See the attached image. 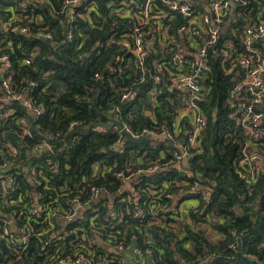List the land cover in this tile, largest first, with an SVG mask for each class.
<instances>
[{"label":"trees","instance_id":"16d2710c","mask_svg":"<svg viewBox=\"0 0 264 264\" xmlns=\"http://www.w3.org/2000/svg\"><path fill=\"white\" fill-rule=\"evenodd\" d=\"M21 1L26 0H0V19L24 14L18 7ZM122 1L93 0L95 9L88 19L70 21L59 12L64 0H39L29 6V34L0 32L11 61L8 73L14 93L28 95L36 106L44 108L36 115L20 98L6 99L5 93H0V164L7 163L0 170V179H14L13 184L0 185V219L14 215L21 228L13 238L0 240V264L16 260L21 249L22 264H57L60 257H74L79 251L91 253L98 262L106 257L107 264H122L125 252L135 247L151 250L145 254L146 264H264V178L248 183L238 173L246 135L235 122L232 95L241 79L237 59L244 48L240 36L247 22L264 20V0L235 2L233 12L224 20L220 42L207 46L210 72L203 83L208 93L200 102L207 118L202 150L181 166L170 163L173 141L151 138L136 143L118 126L108 125L106 132L93 130L96 124H109L108 114L116 105L121 109L119 118L134 132L160 125L173 129L174 117L187 101L186 91L169 87L168 71L157 68L168 62L161 47L149 53L141 80L143 70L137 67L136 58L118 43L129 25L128 18L117 13L124 6ZM117 17L120 24L114 25ZM183 23L178 16L172 27ZM228 41L234 46L232 61L224 57ZM117 56L122 58L118 63ZM156 75L161 76L160 81ZM127 90L130 95L123 99ZM22 120L29 125L30 135L24 133ZM43 140H48L52 149L32 153ZM120 140L126 145L122 153L112 148ZM261 143L264 151V139ZM156 161L162 169L133 177V201H121V196L114 204L108 199L92 201L97 210L72 219L60 235L52 237V230L46 233L47 214H29L36 196L52 210L55 207L50 200L54 199L66 210L72 208L69 201L76 197L88 206L91 186L114 194L122 184L117 172L130 175ZM36 165L42 174L31 179L30 170ZM106 167L110 169L107 172ZM183 180L190 185L181 193L172 182ZM195 183L200 185L192 193ZM204 189L210 192V203L200 214L189 211L185 218L191 221L178 218L173 211L158 217L148 212L143 220L134 214L137 206L149 208L146 199L151 190L160 191L155 196L159 203L171 205L167 193L200 197ZM5 197L9 204L3 201ZM207 229L218 232L220 238L212 240ZM24 234H29L30 241L21 246L19 237ZM50 239L42 250L44 241ZM239 239L237 249H232L230 243ZM120 245L124 250L118 249ZM206 252L211 257L203 260Z\"/></svg>","mask_w":264,"mask_h":264},{"label":"built area","instance_id":"2783aa9c","mask_svg":"<svg viewBox=\"0 0 264 264\" xmlns=\"http://www.w3.org/2000/svg\"><path fill=\"white\" fill-rule=\"evenodd\" d=\"M39 0L21 1L18 7L24 14H16L6 20L0 19V32H18L29 34L32 30V24L26 22L30 20L29 6ZM242 1L243 4H248L249 0H123L121 3L124 6L117 10L118 16L127 17L129 21L128 27L124 33L119 35L118 43L131 53L136 58L137 67L142 71V78L145 77V66L149 53L161 47L165 55L168 57V62L159 64L158 70H167L169 78V87L171 89H181L187 92L186 105L178 109L174 119V127L170 129L165 125L156 126L154 129L144 128L141 131L134 132L124 123L126 129L135 137L151 136V138H159L168 142L173 141L171 150L170 163L181 166L189 158L193 157L195 152L202 150L201 139L202 133L206 127L207 118L200 108V102L205 100L208 89L203 83L204 77L210 72L208 64L207 46L217 45L220 42V32L226 17H228L234 9V3ZM201 5L196 7L195 4ZM95 9L93 0H64L63 7L59 11L65 18L73 21L74 19H88L89 14ZM180 16L185 23L172 27V22ZM167 20V21H166ZM114 25L120 24V18H115ZM41 36H49L43 31H38ZM72 37L71 34L68 35ZM244 48V53L237 59L240 66L239 72L241 79L237 82L232 92L235 104V122L241 127L246 135V140L242 149L241 158L238 162L239 174L248 183H254L257 180L264 178V151L262 150L261 141L264 139V20L258 23L247 22L243 28V33L239 40ZM154 47L151 48V45ZM228 50L224 51V57L234 58L233 43L228 41ZM157 51V50H156ZM122 60L117 56L115 62ZM11 65L9 53L0 39V93H5V98H20L29 110L42 114L44 108L36 106L33 101L28 98V95L22 93H14L11 83V77L8 73V68ZM114 70V68H113ZM98 76V74H97ZM157 81L161 80L160 75H156ZM35 82H31L34 85ZM130 91L123 93V99H128ZM2 101V99H0ZM9 112L3 117H7ZM121 109L116 105L108 114L109 123L111 119H119ZM122 121V120H121ZM24 133L31 134L29 125L22 120ZM78 123L74 121L73 124ZM109 124H96L93 130L106 132ZM121 130V129H120ZM122 131V130H121ZM123 132V131H122ZM126 145L120 140L112 148L117 152H123ZM42 149H52V144L48 140H43L39 145L35 146L31 152L38 153ZM167 164V163H166ZM165 164V165H166ZM7 167V163L0 164V170ZM55 171L58 166L54 167ZM160 167L159 162H154L148 169H138L130 175H125L123 171L117 172L116 175L121 177L122 184L118 191L114 194H109L107 189L91 186L92 195L89 199V204L86 206L82 203L79 197L69 201L72 208L64 209L57 199L50 200V204L55 207L54 210L49 206L40 202V197L36 196V204L31 207L29 214L35 217H41L47 214L46 222L48 230L46 233L54 232L52 237L65 232L68 223L80 216L85 211L97 210L92 208V201L97 203L108 199L109 203L114 204L117 197L121 196V201H133V193L135 188L133 180L135 176L147 171L149 173L157 172ZM108 167L105 172L109 171ZM31 179L39 177L42 170L36 167L31 168ZM104 172V173H105ZM1 178V176H0ZM6 183L13 184L14 179L9 178L8 182L0 179V185L6 187ZM39 184H42L38 180ZM47 184V183H45ZM172 184L179 187L182 193L185 186L190 185V182L183 180L182 182L173 181ZM200 184L195 183L191 186L190 192L198 191ZM167 192L166 190H161ZM159 190H151L146 199L147 207H139L134 214L137 218L143 220L148 212L154 217H158L161 213L166 214L173 211L178 218H185L189 211H194L200 214L202 208L210 203V192L207 189L202 191V195L184 197L185 194L173 195L167 193V197H171L173 202L171 205L161 204L158 202L157 194ZM193 199L195 204L188 208L189 201ZM5 204H9L8 198L3 200ZM14 201H11L13 203ZM40 202V203H39ZM10 203V204H11ZM87 207V209H86ZM117 217L116 212L113 213ZM6 217V218H5ZM1 218L0 224V240L13 238L14 234L19 232L21 228L17 225L14 215ZM209 216H207L208 218ZM191 221L190 217L185 218ZM57 225L59 227L57 228ZM57 228V229H56ZM198 228V226H197ZM21 246H25L30 241L29 234H24L19 237ZM51 239L44 241L42 250L50 243ZM239 243L231 242L230 247L237 249ZM119 250H124L122 245L118 246ZM148 249L145 252L140 248H133L130 252H125L121 259L122 264H134L140 261L141 264H146V253H150ZM130 253V255H129ZM23 256V250L18 252L17 259L10 264H22L20 259ZM210 254L207 252L201 257L203 260H208ZM109 260L105 257L98 262L91 253L79 251L74 257H60L57 264H107ZM182 264H189L182 261Z\"/></svg>","mask_w":264,"mask_h":264},{"label":"water","instance_id":"95a60500","mask_svg":"<svg viewBox=\"0 0 264 264\" xmlns=\"http://www.w3.org/2000/svg\"><path fill=\"white\" fill-rule=\"evenodd\" d=\"M154 47V45H151V48ZM110 126H118L122 131L123 134L125 135V137L133 142L136 143H143L146 142L148 140L151 139V136H142L140 138L133 136L125 127L123 121L119 120V119H111V123H109ZM79 216H77L76 218H78ZM239 244L241 243V239L238 240Z\"/></svg>","mask_w":264,"mask_h":264},{"label":"crops","instance_id":"0c3cea01","mask_svg":"<svg viewBox=\"0 0 264 264\" xmlns=\"http://www.w3.org/2000/svg\"><path fill=\"white\" fill-rule=\"evenodd\" d=\"M194 204H195V201H194L193 199H191V200L189 201L188 208L191 207V206H193ZM207 231H208V233L211 235L210 238H211L212 240H218V239L220 238V235H219L218 232H214V230H210V229H207ZM129 255H130V253H129ZM147 258H148V257H147Z\"/></svg>","mask_w":264,"mask_h":264},{"label":"rangeland","instance_id":"374dc122","mask_svg":"<svg viewBox=\"0 0 264 264\" xmlns=\"http://www.w3.org/2000/svg\"><path fill=\"white\" fill-rule=\"evenodd\" d=\"M153 165V164H152Z\"/></svg>","mask_w":264,"mask_h":264}]
</instances>
